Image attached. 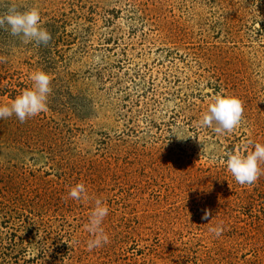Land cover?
Returning <instances> with one entry per match:
<instances>
[{"label":"rangeland","instance_id":"374dc122","mask_svg":"<svg viewBox=\"0 0 264 264\" xmlns=\"http://www.w3.org/2000/svg\"><path fill=\"white\" fill-rule=\"evenodd\" d=\"M13 6L51 39L0 28V105L37 70L52 91L47 111L0 119V264H264V175L226 167L264 144V0H0V15ZM217 95L243 102L230 133L200 126ZM77 183L88 199L68 197ZM97 199L109 243L88 251Z\"/></svg>","mask_w":264,"mask_h":264},{"label":"clouds","instance_id":"9594fccd","mask_svg":"<svg viewBox=\"0 0 264 264\" xmlns=\"http://www.w3.org/2000/svg\"><path fill=\"white\" fill-rule=\"evenodd\" d=\"M40 20V12L37 8L20 11L13 6L4 15H0V28L10 31L14 37H21L24 43L35 42L36 45H47L51 34L42 27ZM30 79L33 82L30 89L24 90L10 106L0 105V119L15 115L21 123H24L27 119L47 111V100L52 91L51 77L45 71L37 70L31 74ZM243 113L244 107L240 98L234 95H217L202 116L200 126L213 128L217 134L230 133L240 125ZM176 136L179 139L186 138ZM252 149L247 154L239 151L227 153V170L240 185L254 184L261 175H264V169L261 168L264 164V144L254 143ZM68 197L73 200L88 199L85 185L77 183L72 186ZM108 212V206L97 199L90 213L89 223L85 225L86 230L93 236V239L88 240L86 244L88 251L109 243V236L101 227ZM210 217L211 212L205 210L202 219L208 220ZM222 231V226L210 229V232L217 237Z\"/></svg>","mask_w":264,"mask_h":264}]
</instances>
